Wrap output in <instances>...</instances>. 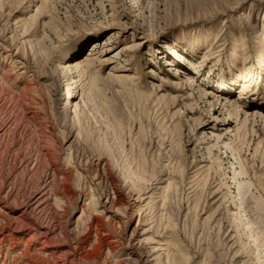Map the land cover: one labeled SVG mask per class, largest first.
Returning a JSON list of instances; mask_svg holds the SVG:
<instances>
[{"label": "rangeland", "instance_id": "rangeland-1", "mask_svg": "<svg viewBox=\"0 0 264 264\" xmlns=\"http://www.w3.org/2000/svg\"><path fill=\"white\" fill-rule=\"evenodd\" d=\"M0 138V264H264V0H0Z\"/></svg>", "mask_w": 264, "mask_h": 264}, {"label": "bare ground", "instance_id": "bare-ground-1", "mask_svg": "<svg viewBox=\"0 0 264 264\" xmlns=\"http://www.w3.org/2000/svg\"><path fill=\"white\" fill-rule=\"evenodd\" d=\"M94 44V43H93ZM136 46L137 47H139L140 46V43H138V44H136V45H131L130 46V48H136ZM90 54H92V53H90ZM90 54H88V55H90ZM88 62H90L91 60H90V58H87L86 59ZM166 65H173L171 62H170V60H169V58H165V62H164ZM66 65V67H69L70 66V64H68V63H66L65 64ZM76 67H78V65H76ZM64 69V68H63ZM86 69H87V67L85 66V67H80V70H82L83 72H86ZM175 71V70H174ZM176 74H178V73H176ZM71 77V76H70ZM74 78V77H73ZM77 80V79H76ZM73 82H75V81H72V83ZM77 82V81H76ZM75 82V83H76ZM248 82V81H247ZM251 83H250V81L247 83V86L246 85H243L242 87L243 88H246V87H248L249 85H250ZM71 85V84H70ZM24 91V90H23ZM205 93V92H204ZM71 95V94H70ZM68 98H70V97H67V99H66V101H65V106L68 108L69 106V101H68ZM217 101H218V98L216 99ZM69 102V103H68ZM72 105V104H71ZM232 105V104H231ZM234 105V104H233ZM73 106V105H72ZM71 106V107H72ZM233 107V106H232ZM231 108V107H230ZM234 109H232V111H234L236 114L237 113H239V108H237V106L235 105V107H233ZM237 108V109H236ZM74 109H75V107H74ZM35 116V115H34ZM247 116V113H245V116H244V118H243V122H246L247 121V119H248V117H246ZM14 123H16V122H14ZM13 129V128H12ZM5 134V133H4ZM8 134V133H7ZM4 136V135H3ZM1 138H2V135H1ZM0 138V139H1ZM4 140V139H3ZM0 142H1V140H0ZM2 145V144H1ZM25 168V167H24ZM59 170H58V168L57 169H54V172H58ZM54 176V175H53ZM14 177V176H13ZM58 177H59V174H58ZM14 179H16L15 177H14ZM14 183H15V181H13ZM12 182V183H13ZM1 186L3 185V184H5V182L4 181H1ZM11 183V182H10ZM14 185V184H13ZM47 188V184L46 183H44L43 184V186H42V188H41V190H45ZM8 189H9V187H8ZM36 190V189H35ZM34 190V192L30 195V197H28L29 199L27 200L26 199V204H28L27 202H31V205H27V208L28 207H31V206H33V205H36V206H41V205H43V204H45L47 201L45 200V194L47 193L46 191L45 192H42L40 195H38L39 193H37V191H35ZM15 195V193H14V186H12L11 185V187H10V189L8 190V191H6L3 195H0V201H3L4 202V204H5V206L8 208V206L7 205H9L8 203H11V204H15V203H13V202H10V201H8L9 199H12V200H14L15 199V197L14 196H12V195ZM38 195V196H37ZM47 204V203H46ZM45 204V205H46ZM45 205H43L44 207H45ZM10 207V209H13L12 208V205H9ZM26 206V205H25ZM35 206V207H36ZM43 206H42V208H43ZM47 208V207H46ZM26 209V208H25ZM33 209V208H32ZM32 209H30L31 211H32ZM25 211L26 210H23L22 211V214L23 213H25ZM40 211V210H39ZM42 211V210H41ZM21 214V213H20ZM2 216V218H0V234H1V236H0V249H1V247H2V244L4 243V241H6L7 239H11V238H15V236H16V233H17V231H18V229L20 228V227H22V225L23 226H26V227H29V228H32L33 230H36V228H34L32 225H30V223L29 222H27L25 219H20L19 217H12V216H10V215H8V213L7 214H2L1 215ZM50 226V225H49ZM6 229H8V230H6ZM6 230V232H4ZM53 232H55L54 230H53ZM49 233V231L47 230V231H40V230H38V235L40 236V237H45L47 234ZM57 234H59V233H57ZM56 234V235H57ZM38 240V242H39V246L40 247H38V250L39 249H41V251L42 250H44V249H46V248H52V246L51 245H49L48 244V242H46V240L45 239H37ZM16 242H17V239H15V241H11V244H13V245H16ZM108 242H112V240H110L109 239V241ZM4 247V249H5V255H7V254H9V253H12V247L13 246H10V244H8V245H5V246H3ZM23 250V249H22ZM25 250V249H24ZM8 251H10V252H8ZM151 252H154V251H151ZM37 254H40L39 252H32V253H28L27 251H21V252H17V253H14V254H12L11 255V258H12V260H13V262H14V264H18V262H19V259H24V260H26L27 261V264H29L28 262L32 259V260H34L35 262H39V263H41V264H62V263H60V256H57V257H53V258H51V259H49V258H40V256H36ZM63 254H66V252H62V253H60L59 255H61V256H65V255H63ZM64 261V260H63ZM62 261V262H63Z\"/></svg>", "mask_w": 264, "mask_h": 264}]
</instances>
